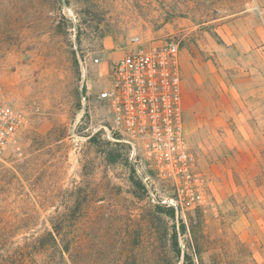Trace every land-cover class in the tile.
<instances>
[{
  "label": "rangeland",
  "instance_id": "rangeland-1",
  "mask_svg": "<svg viewBox=\"0 0 264 264\" xmlns=\"http://www.w3.org/2000/svg\"><path fill=\"white\" fill-rule=\"evenodd\" d=\"M250 1L0 0L2 94L25 117L0 156V264H264V28ZM134 36L179 45L206 210L169 208L170 185L113 129L104 95Z\"/></svg>",
  "mask_w": 264,
  "mask_h": 264
},
{
  "label": "built area",
  "instance_id": "built-area-1",
  "mask_svg": "<svg viewBox=\"0 0 264 264\" xmlns=\"http://www.w3.org/2000/svg\"><path fill=\"white\" fill-rule=\"evenodd\" d=\"M250 10L264 28V0H251ZM116 63L105 93L113 129L124 137L134 159L140 157L156 177L170 185L165 204L176 211L212 206L185 130L180 48L176 43L153 47L141 37ZM0 83V156L15 145L25 125L22 113L3 97Z\"/></svg>",
  "mask_w": 264,
  "mask_h": 264
},
{
  "label": "trees",
  "instance_id": "trees-1",
  "mask_svg": "<svg viewBox=\"0 0 264 264\" xmlns=\"http://www.w3.org/2000/svg\"><path fill=\"white\" fill-rule=\"evenodd\" d=\"M119 160V158H115L114 160H113V162H117ZM55 233L56 234H60V231H59V229H56V227H55ZM55 233H49V235H50V237L53 239V241H54V243H57V235L55 234ZM55 235V236H54ZM66 248V247H65Z\"/></svg>",
  "mask_w": 264,
  "mask_h": 264
}]
</instances>
